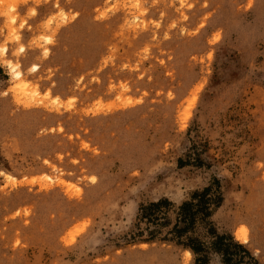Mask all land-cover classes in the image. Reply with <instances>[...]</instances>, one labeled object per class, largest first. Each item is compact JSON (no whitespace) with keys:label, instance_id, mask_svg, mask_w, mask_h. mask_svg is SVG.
Wrapping results in <instances>:
<instances>
[{"label":"rangeland","instance_id":"374dc122","mask_svg":"<svg viewBox=\"0 0 264 264\" xmlns=\"http://www.w3.org/2000/svg\"><path fill=\"white\" fill-rule=\"evenodd\" d=\"M211 184L264 264V0H0V264H197L137 215Z\"/></svg>","mask_w":264,"mask_h":264},{"label":"trees","instance_id":"16d2710c","mask_svg":"<svg viewBox=\"0 0 264 264\" xmlns=\"http://www.w3.org/2000/svg\"><path fill=\"white\" fill-rule=\"evenodd\" d=\"M223 199L220 187L211 184L194 191L180 204L168 198L141 204L136 235L146 234L149 240L158 237L174 240L197 256V264H209L212 251L219 253L225 264H236L243 258L242 255L235 258L239 251L250 253L232 235L218 233L211 220Z\"/></svg>","mask_w":264,"mask_h":264},{"label":"bare ground","instance_id":"6f19581e","mask_svg":"<svg viewBox=\"0 0 264 264\" xmlns=\"http://www.w3.org/2000/svg\"><path fill=\"white\" fill-rule=\"evenodd\" d=\"M10 66L12 67V65H10ZM12 68L14 70L15 78H20L21 79L22 78V72L20 70H17L15 67H12ZM35 68H37V66H35L34 69ZM21 82H22V80H21ZM236 238L242 243L247 242V236H246L244 231H238L237 234H236ZM187 252L190 253V254L192 253L191 250H189V249L187 250Z\"/></svg>","mask_w":264,"mask_h":264}]
</instances>
